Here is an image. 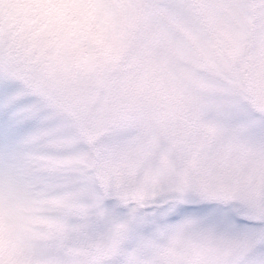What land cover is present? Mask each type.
Wrapping results in <instances>:
<instances>
[{"label":"snow or ice","instance_id":"obj_1","mask_svg":"<svg viewBox=\"0 0 264 264\" xmlns=\"http://www.w3.org/2000/svg\"><path fill=\"white\" fill-rule=\"evenodd\" d=\"M0 264H264V0H0Z\"/></svg>","mask_w":264,"mask_h":264}]
</instances>
